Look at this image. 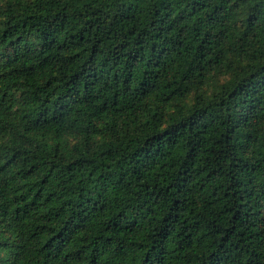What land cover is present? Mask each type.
Listing matches in <instances>:
<instances>
[{
    "label": "trees",
    "instance_id": "obj_1",
    "mask_svg": "<svg viewBox=\"0 0 264 264\" xmlns=\"http://www.w3.org/2000/svg\"><path fill=\"white\" fill-rule=\"evenodd\" d=\"M0 264H264V0H0Z\"/></svg>",
    "mask_w": 264,
    "mask_h": 264
}]
</instances>
